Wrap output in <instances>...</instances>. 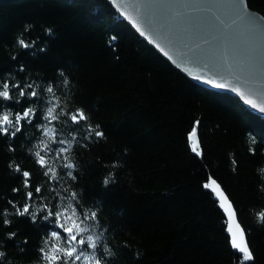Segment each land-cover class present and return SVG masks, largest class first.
<instances>
[{"label": "trees", "instance_id": "16d2710c", "mask_svg": "<svg viewBox=\"0 0 264 264\" xmlns=\"http://www.w3.org/2000/svg\"><path fill=\"white\" fill-rule=\"evenodd\" d=\"M246 1L264 16V0ZM19 38L31 46L22 47ZM0 81L13 93L18 89L11 86L19 83L41 94L19 103L0 98V111L10 109L13 116L33 101L36 109L33 124L15 137L0 134V264H42L39 249L46 240L47 248L67 247L52 237L66 234L54 218L43 219L45 205L71 206L78 216L97 213L84 222L95 227L80 237L93 235L97 248L87 241L74 245L87 257L78 264H239L242 254L231 247L220 205L203 187L213 179L233 204L253 253L244 264H264V222L258 217L264 211V120L238 99L189 81L107 1L0 0ZM49 106L59 119L48 127L71 147L60 158L41 154L58 176L73 171L75 180L63 176L48 184L36 163L34 153L44 143L67 147L52 144L35 127L48 123L43 117ZM79 109L88 119L69 124L78 127L72 139L62 122ZM193 128L199 156L189 139ZM66 162L76 168H63ZM17 166L42 187L33 200L25 198L31 189ZM26 203L34 219L17 213Z\"/></svg>", "mask_w": 264, "mask_h": 264}, {"label": "snow or ice", "instance_id": "6c2138e0", "mask_svg": "<svg viewBox=\"0 0 264 264\" xmlns=\"http://www.w3.org/2000/svg\"><path fill=\"white\" fill-rule=\"evenodd\" d=\"M148 9L158 10L163 19L168 21H177L184 20L188 22L189 27L184 28L180 31L175 32V35L178 38H184L185 34L192 35L191 27L195 26L198 31H209L211 29H216L220 35H224L225 27L231 28L232 25L236 27L229 34L228 38L225 41H221L215 47L204 48L200 43H196L193 48L190 49L193 56L197 59L200 58H218L223 60L225 64L228 63L227 53L231 51L232 55L241 57L240 70L245 73V75L252 81H262L264 80V17L259 15H252L247 8L246 0H152V2L144 5ZM223 8L234 18L231 21V24L224 26V21L217 15H215L214 10ZM210 13L211 15L207 16L204 20H199V18L193 16L194 13ZM51 33V30H47ZM144 34L143 32L141 33ZM213 39H218L214 36ZM19 44L24 48H29L31 45L26 43L24 39H18ZM205 44H208L209 41L205 40ZM163 50V49H162ZM165 55H168L165 52ZM171 59V57H169ZM231 65H228L229 70H231ZM63 75V73H61ZM67 81H65L66 83ZM209 83L211 81H208ZM217 87H223V84H217ZM13 89H18V93H13L10 91L9 83L7 81H0V98L4 101H9L15 99L19 103L20 97H25L27 95L28 99L40 98V93L33 88L32 84H27L24 87H21L19 83H15L11 86ZM32 89L26 93L25 89ZM233 91H237L241 96H244L243 92H240L238 88H233ZM48 93H53V88L51 86L47 87ZM248 103L254 108H258L260 112L264 113V105L257 104L255 101L245 97ZM47 103L52 105V101L48 100ZM35 101L30 103L28 107L22 108L21 111H17L13 116V112L9 109L7 111H0V134L9 137H15L17 133L22 131V128L25 124H33V120L36 117V109L34 107ZM0 105V109H2ZM44 120L47 124H36L41 131L42 136L50 137L52 144L54 145H65L67 147H50L49 144L44 143L43 148L40 151L34 153L36 157V163L40 168L44 169L41 173L43 177H47V183L51 184L53 181L59 183V180L63 176L70 177L72 180H75L76 177L73 175V171H67L61 173L58 176L57 172L48 164L45 159V155H42L41 152H46L60 158L66 153L71 147V140L66 141L65 139H58L55 135V129L49 128V124H53L59 119V113L56 111V107L49 106L47 107L46 114L44 115ZM88 117L85 115L83 109H79L75 114L68 115V119L63 121L65 127H68V134L75 139V133L78 131V127L72 128L69 127V124L79 126L81 121H87ZM23 122V123H22ZM196 124H199V121H196ZM99 128V125L96 126ZM64 135L63 129L60 130V136ZM97 137H103L104 133L102 131H95ZM196 135V129L193 128L189 139ZM43 143V141H41ZM193 151L199 156L200 152L196 151V148H193ZM251 151V149H250ZM63 168L74 170L76 165L71 162H66L62 166ZM17 172L21 173L24 177V187L31 189L25 194L26 200H33L34 193L41 194V186H33L29 182L30 172L27 170H22L18 166L15 169ZM109 179L105 178L104 184L109 183ZM204 188H211L213 192H216L218 196L224 201L220 204L221 208L228 213L230 223L227 226V231L231 236L230 244L233 249L241 253L239 264H244L245 261L254 260L252 251L249 248L248 241L245 238L244 229L240 227L239 222L236 220V210L232 207L231 203L228 202L227 197L224 196L223 191L220 189L217 182L213 179L211 183L205 182L203 185ZM14 191H17L14 189ZM55 192V189H52ZM71 197L73 200L76 199L77 193L72 192ZM41 199L43 197L41 196ZM9 203H12L9 201ZM227 205V206H225ZM13 207H16L13 205ZM31 206L25 204L23 209L17 208L16 211L19 215H24L30 213ZM46 215L43 219L47 220L49 217L55 219L57 226L62 229L65 236L57 232H53L51 235L54 239L60 240L64 239L67 247L55 246L47 248V240L45 241V247L39 249L40 252V261L42 264H78L81 261L82 256L87 259L83 249H77L74 245H85L87 241V246L96 249L97 243L93 239V235H87L86 240L80 238L81 235L85 232H91L95 227L94 224L85 225L86 220L94 221L97 217L95 211L89 213H80L78 216L77 209L71 206H65L64 208H58L56 206L49 207L48 205L44 206ZM69 211L71 215H69ZM35 217V213H30ZM3 215L6 217L8 215L7 210L4 211ZM260 221L264 222V211L258 213ZM61 218H65L64 223H60ZM6 224L9 223L7 219L4 221ZM70 222V223H69ZM83 225V226H82ZM11 235H14L11 234ZM99 236H97V240ZM47 248V250H46ZM105 251L108 252V255H112L107 248ZM4 256L3 252H0V257ZM95 264H101L100 259H95Z\"/></svg>", "mask_w": 264, "mask_h": 264}, {"label": "water", "instance_id": "95a60500", "mask_svg": "<svg viewBox=\"0 0 264 264\" xmlns=\"http://www.w3.org/2000/svg\"><path fill=\"white\" fill-rule=\"evenodd\" d=\"M105 1L111 5L115 13L137 34L140 39L145 41L162 58L169 62L174 69L179 71L193 84L215 93L229 95L238 99L249 112L264 120V113L260 112L258 108L252 107V105L245 99V97H247L248 99L255 101L257 104L264 105V80H250L245 73L240 70L241 57H234L231 51H229L227 53L228 63L225 64L223 60L215 57L197 59L190 51L196 43H200L206 49L209 47H215L221 41H225L228 38L236 25H232L231 28L225 27L223 36L220 35L216 29H211L205 32L202 30L198 31L195 26H192V35L185 34L184 38H178L175 35V32L188 28V22L184 20L173 22L163 19L158 10L148 9L144 6L145 4L152 2V0ZM247 8L252 15L264 17L257 11L250 9L248 4ZM214 12L215 15L219 16L224 21V26L231 24V21L234 18L223 8L215 9ZM209 15L211 14L203 12L193 14V16L199 18V20H204ZM142 32L144 33L143 35L141 34ZM214 36L218 37V39H213ZM205 40L209 41V43L205 44ZM165 52H167L168 55H165ZM169 57H171V59ZM228 65L232 66L231 70H229ZM208 81L211 82L209 83ZM217 84H223L224 86L217 87ZM233 88H238L240 92L244 93V96H241L237 91H233ZM190 142L193 148L195 147L196 150L199 149L197 129L196 135L190 139ZM211 193L215 196L219 205L224 203L216 192L211 190ZM223 193L224 196L227 197L224 191ZM227 200L231 203L228 197ZM231 205L233 207L232 203ZM221 211L225 216L228 226L230 223L228 213L224 208H221ZM236 220L238 221L237 214ZM226 233L231 240L227 228ZM233 250L236 251L235 249Z\"/></svg>", "mask_w": 264, "mask_h": 264}]
</instances>
